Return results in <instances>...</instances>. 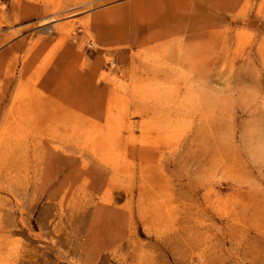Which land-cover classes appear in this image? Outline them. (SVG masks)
Segmentation results:
<instances>
[{
    "label": "rangeland",
    "instance_id": "obj_1",
    "mask_svg": "<svg viewBox=\"0 0 264 264\" xmlns=\"http://www.w3.org/2000/svg\"><path fill=\"white\" fill-rule=\"evenodd\" d=\"M0 212V264H264V0H0Z\"/></svg>",
    "mask_w": 264,
    "mask_h": 264
},
{
    "label": "bare ground",
    "instance_id": "obj_2",
    "mask_svg": "<svg viewBox=\"0 0 264 264\" xmlns=\"http://www.w3.org/2000/svg\"><path fill=\"white\" fill-rule=\"evenodd\" d=\"M1 213V212H0ZM3 229V228H2Z\"/></svg>",
    "mask_w": 264,
    "mask_h": 264
}]
</instances>
